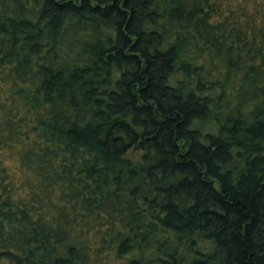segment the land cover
<instances>
[{"label": "trees", "instance_id": "obj_1", "mask_svg": "<svg viewBox=\"0 0 264 264\" xmlns=\"http://www.w3.org/2000/svg\"><path fill=\"white\" fill-rule=\"evenodd\" d=\"M0 264H264V0H0Z\"/></svg>", "mask_w": 264, "mask_h": 264}, {"label": "rangeland", "instance_id": "obj_2", "mask_svg": "<svg viewBox=\"0 0 264 264\" xmlns=\"http://www.w3.org/2000/svg\"><path fill=\"white\" fill-rule=\"evenodd\" d=\"M138 155H139V152H138V151H130V152L127 154V157L136 158Z\"/></svg>", "mask_w": 264, "mask_h": 264}]
</instances>
